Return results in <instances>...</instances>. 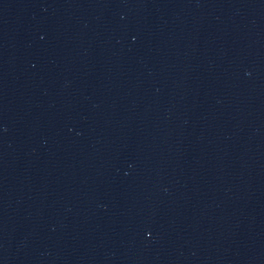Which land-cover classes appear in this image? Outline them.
Instances as JSON below:
<instances>
[{
  "label": "water",
  "instance_id": "1",
  "mask_svg": "<svg viewBox=\"0 0 264 264\" xmlns=\"http://www.w3.org/2000/svg\"><path fill=\"white\" fill-rule=\"evenodd\" d=\"M129 264H264V0H224L187 82Z\"/></svg>",
  "mask_w": 264,
  "mask_h": 264
}]
</instances>
